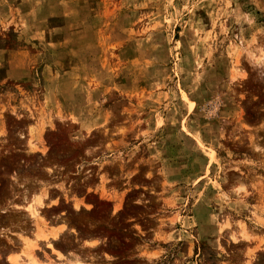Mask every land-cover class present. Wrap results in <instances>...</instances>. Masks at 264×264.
Listing matches in <instances>:
<instances>
[{
  "label": "rangeland",
  "instance_id": "1",
  "mask_svg": "<svg viewBox=\"0 0 264 264\" xmlns=\"http://www.w3.org/2000/svg\"><path fill=\"white\" fill-rule=\"evenodd\" d=\"M54 219L103 243L63 264H264V0H0V264Z\"/></svg>",
  "mask_w": 264,
  "mask_h": 264
},
{
  "label": "crops",
  "instance_id": "2",
  "mask_svg": "<svg viewBox=\"0 0 264 264\" xmlns=\"http://www.w3.org/2000/svg\"><path fill=\"white\" fill-rule=\"evenodd\" d=\"M35 195H39V194H35ZM56 197H57V194L55 192H53L52 190L48 191L47 192V199H46L48 204H45L44 207L45 208H52L53 204H50V202L54 203L55 200H53V199L56 198ZM98 197H100V196H98ZM60 198L61 197H59L58 199H60ZM50 199H52V201ZM42 200L44 201V198ZM79 202H80V199H77V204L78 205H79ZM44 203H45V201H44ZM70 204H71V207H73V204H74L73 201H70ZM46 221H48V220L45 218V223H46ZM36 227L39 228L40 230H42L43 233H46V234L51 233V234H53V238H50L51 239L50 241H51V243L53 245V248L58 253H60L63 257H62V259H57L54 256H52L48 251H47V253L51 257L50 259L52 261L54 260L56 264H61V263L63 264V262L66 259H69V256H72V255L74 257H76L77 259H80L79 256L75 252V251H78L80 249L87 250V251H92V250L98 249L101 246H103L102 240L100 238H93V237L83 238V237H79L78 234L76 236H73L70 233V230H73V227L70 226V225H66L64 222H62V220L54 219V221H49L46 226H44V225H42L40 223H37ZM36 227L34 226L32 228V230L29 232V236H26V234L21 232L20 237H25L28 240H33V234L35 232ZM6 234H11L9 232V229L5 228L4 226H0V237H3ZM62 237H70L72 239V241H76L77 245L75 246V249L68 248L67 246H64L61 243V238ZM38 245H42V244L40 242H38ZM21 247H22L21 241L19 240V249H21ZM154 250L155 249H151L150 251L146 250V253L153 252ZM34 253L37 255L36 252H34ZM14 255H16V254H13V253L4 254V253H2V254H0V257L4 258V260H6L8 258V256H14ZM65 264H67V263H65Z\"/></svg>",
  "mask_w": 264,
  "mask_h": 264
},
{
  "label": "bare ground",
  "instance_id": "3",
  "mask_svg": "<svg viewBox=\"0 0 264 264\" xmlns=\"http://www.w3.org/2000/svg\"><path fill=\"white\" fill-rule=\"evenodd\" d=\"M38 204H41L40 201H38L37 205ZM31 215H33V213H31ZM37 217V216H35ZM48 245H50V241L46 242ZM25 247H26V252H23L21 255L20 258L16 259V260H13L11 262V264H42V263H39L37 262L34 257H33V252H32V245L30 243H26L25 244ZM45 264H53V263H45Z\"/></svg>",
  "mask_w": 264,
  "mask_h": 264
}]
</instances>
